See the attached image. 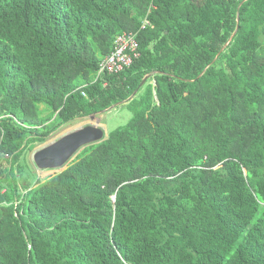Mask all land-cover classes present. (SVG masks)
Instances as JSON below:
<instances>
[{"label":"trees","instance_id":"obj_1","mask_svg":"<svg viewBox=\"0 0 264 264\" xmlns=\"http://www.w3.org/2000/svg\"><path fill=\"white\" fill-rule=\"evenodd\" d=\"M123 32L139 57L97 78ZM150 74L125 125L24 177ZM0 264H264V0H0Z\"/></svg>","mask_w":264,"mask_h":264},{"label":"water","instance_id":"obj_2","mask_svg":"<svg viewBox=\"0 0 264 264\" xmlns=\"http://www.w3.org/2000/svg\"><path fill=\"white\" fill-rule=\"evenodd\" d=\"M243 3V2H242ZM241 3V4H242ZM240 4V5H241ZM239 22L237 16V23ZM237 28L235 29L234 33L228 39L226 44L221 48L219 54L214 59V62L218 58V56L225 50L228 44L232 41L233 37L235 36ZM204 71L200 74L197 78L199 79L203 75ZM151 76L146 75L141 83L139 84L138 88L135 92L126 100L122 101L118 104H115L108 108L107 110L100 112L99 114L106 113L115 107L125 104L126 102L132 100L138 90L145 84L148 78ZM97 114H93L89 116L91 120H93ZM105 139V134L103 128L99 127L98 124L95 126H84L80 129L72 131L57 141L45 146L44 148L36 151L33 154V163L38 170L41 171H52V170H61L66 164H68L71 159L84 147L97 144L102 142Z\"/></svg>","mask_w":264,"mask_h":264},{"label":"rangeland","instance_id":"obj_3","mask_svg":"<svg viewBox=\"0 0 264 264\" xmlns=\"http://www.w3.org/2000/svg\"><path fill=\"white\" fill-rule=\"evenodd\" d=\"M40 109L44 112V114L47 113L45 106H40ZM130 117H131V113L127 109L120 108V106H118L106 113L97 114V116L93 120H91L88 117V118H84V119H80V120L67 123L65 127H63L60 131L51 135V137L47 140V142L40 144L38 146H35L34 150L29 149L27 151V153L25 154V158L22 159L19 164L20 167L23 168L24 177H30L29 180L32 181L33 178H32L31 172L33 171V174L36 175V177H39L40 179L43 180L49 177L50 175H52L54 171H57V170H52V171L38 170L33 163V154L36 151L44 148L45 146L57 141L64 135L72 131H75L77 129H80L84 126H88V125L95 126L98 124L99 127L103 128L105 138H106L111 131L115 130L116 128L120 126L125 125L127 121L130 119ZM66 166H64L63 168H65Z\"/></svg>","mask_w":264,"mask_h":264},{"label":"built area","instance_id":"obj_4","mask_svg":"<svg viewBox=\"0 0 264 264\" xmlns=\"http://www.w3.org/2000/svg\"><path fill=\"white\" fill-rule=\"evenodd\" d=\"M148 25L149 21L144 19L141 29H144ZM138 48L139 46L135 33L123 32L118 35L114 41L112 52L99 63L96 77L99 78L105 73H118L128 68L133 60L139 57Z\"/></svg>","mask_w":264,"mask_h":264}]
</instances>
